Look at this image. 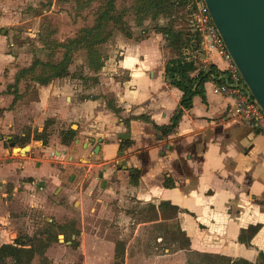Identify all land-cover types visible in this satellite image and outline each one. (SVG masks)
Wrapping results in <instances>:
<instances>
[{"label":"crops","instance_id":"0c3cea01","mask_svg":"<svg viewBox=\"0 0 264 264\" xmlns=\"http://www.w3.org/2000/svg\"><path fill=\"white\" fill-rule=\"evenodd\" d=\"M27 1L0 0V189L5 190L0 197L7 205L43 210L51 194L62 193L56 162L63 156L40 135L51 122L62 132L74 131L73 144L85 156L75 166L90 160L88 172L95 173L102 189L154 207L157 218L148 223L175 220L188 240V252L250 263L264 256V137L234 114L231 98L212 92L225 80L224 60L206 54L200 43L196 52L191 47L183 51L187 61L195 60L205 71L212 66L215 75L164 136L155 126L171 124L183 93L165 79L158 36L122 41L118 60L112 51L96 75L98 86L80 93L67 82H33L35 97L27 98L23 77L18 78L27 66L18 65L12 42ZM108 95L111 99H104ZM8 138L15 147L29 145V152L14 157L3 143ZM59 139V147H66L61 134ZM23 190H34L33 195ZM161 203L176 208L175 216L163 221ZM53 208L63 210L59 202ZM257 226L248 244L239 239L242 231Z\"/></svg>","mask_w":264,"mask_h":264},{"label":"rangeland","instance_id":"374dc122","mask_svg":"<svg viewBox=\"0 0 264 264\" xmlns=\"http://www.w3.org/2000/svg\"><path fill=\"white\" fill-rule=\"evenodd\" d=\"M146 2L28 0L23 9V20L15 26L12 34L18 65L28 68L36 64L35 71L23 77V95L35 97L34 77L43 71L41 64L58 63L64 53L69 59V75L54 79L49 85L67 82L71 88L77 87L83 93L85 88L100 85L96 75L103 70L109 55L115 54V60H118L117 47L122 41L139 42L158 36L162 49L174 52L167 48L159 30L168 25L174 26L177 31L186 29L183 11L180 13L174 7L168 9L171 14L156 13L154 8L143 10ZM108 9L110 17L118 18L120 22L110 20L95 32L92 27L97 18ZM127 33H130V37ZM80 39L81 43L70 44ZM90 41L92 50L89 48ZM92 54L96 56L91 57ZM105 98L111 99L109 95ZM55 126L51 122L46 123V131L40 135L47 143L51 139L54 147H57L55 152L63 156L56 162L60 180L58 185L63 189L62 193L51 194L48 197L49 208L43 210L30 206L15 210L0 197V246L18 242L26 245L25 249L31 248L33 251L30 262L23 263L25 257H21V264H145L146 261H149L148 264H245L241 260L188 252L175 220L148 223L157 218L151 207L142 205L128 194L115 198L100 187V183L95 181V173L88 172L85 162L82 166H75L77 159L85 156L73 141L64 148L59 147L62 131L59 125ZM8 142L3 141L11 153ZM49 159L53 160L54 155H50ZM71 176L73 179L69 182ZM4 191L0 189V194ZM32 191L23 190L27 196L33 195ZM58 202L63 210L54 211L53 204ZM116 249L118 257L115 256ZM149 257L153 260H147ZM6 262L13 264L10 259ZM248 264H264V260L258 258L256 262Z\"/></svg>","mask_w":264,"mask_h":264},{"label":"trees","instance_id":"16d2710c","mask_svg":"<svg viewBox=\"0 0 264 264\" xmlns=\"http://www.w3.org/2000/svg\"><path fill=\"white\" fill-rule=\"evenodd\" d=\"M143 10L154 8L157 10L156 13H166L168 12L171 14V11L168 9L176 8L178 12L181 13L183 11V18L186 21V29L183 30H176L174 26L168 25L163 28H160V34L162 35L163 40L167 43V48L173 49L174 52L170 53L169 49H164L165 55V79L167 80L168 84L178 88L182 93L183 96L179 103V107L174 113L171 124L169 126L157 128L155 125V129L160 130L161 135L164 136L168 134L174 127L176 126L177 121L182 115L183 110L189 109L192 105V100L197 95H202L203 93V86L205 82L211 77L212 74L215 75L212 66L208 67V71L205 69H199L195 60L187 61L186 56L183 55V51L187 48H192L193 51H197L199 48V39L197 38L194 42V37L189 31L188 26V11L186 8V0H146ZM113 17V16H112ZM110 20H114L120 22L118 18L112 19L109 15V9L104 10L100 16L96 20L95 26L92 29L97 32L100 30L102 25H106L107 22H111ZM99 24V25H97ZM92 33H90L91 35ZM128 37H130V33H127ZM89 35V36H90ZM94 36H97V33H94ZM82 39L71 41L70 44H79L81 43ZM92 42L90 41L89 44ZM92 50L93 44L89 46ZM168 51V52H167ZM173 55V57L170 56ZM95 57V54H92L91 57ZM68 58L66 54H63V58L55 64H41L43 71H40L39 74L35 75L34 81L40 83L41 85H47L54 79H62L66 78L69 75L67 65H68ZM98 60V57H97ZM100 65L97 66L99 69ZM36 64H32L28 68L22 69L19 71L18 78L24 77L35 71ZM41 69V68H40ZM75 138L74 131L69 129L61 133V143L64 145H68L72 142ZM45 143L43 142V145ZM119 150H123V146L120 145ZM161 218L164 220L171 219L172 216H175L176 208L171 207L169 204L161 203ZM152 211H154V207H151ZM168 211V212H167ZM172 212V213H170ZM157 217V215H156ZM259 227H250L246 232L242 231L240 240L245 242L246 244L249 243V240L255 235L258 231ZM180 236L184 238L185 246L188 247V240L185 238L184 233L180 232ZM246 233L248 236L246 239L242 238V234ZM24 244H20L18 242H14L12 244H3L0 246V264H8L6 262L7 259H10L13 264H21V257H25L23 263H29L32 256L33 251L32 249H25ZM48 246L46 245L45 248ZM44 248V249H45ZM116 249V257L119 255L117 254ZM206 256V255H205ZM215 257V256H214ZM260 259L264 260V256L260 255ZM245 264H248L247 261L241 260Z\"/></svg>","mask_w":264,"mask_h":264},{"label":"water","instance_id":"95a60500","mask_svg":"<svg viewBox=\"0 0 264 264\" xmlns=\"http://www.w3.org/2000/svg\"><path fill=\"white\" fill-rule=\"evenodd\" d=\"M203 3L249 95L264 114V0H203ZM6 141L12 154L17 151L18 155H26L30 150L29 145L16 148L9 138ZM98 151L99 145L94 153Z\"/></svg>","mask_w":264,"mask_h":264},{"label":"built area","instance_id":"2783aa9c","mask_svg":"<svg viewBox=\"0 0 264 264\" xmlns=\"http://www.w3.org/2000/svg\"><path fill=\"white\" fill-rule=\"evenodd\" d=\"M189 31L198 38L200 46L206 54L214 53L227 65L225 80L214 85L212 92L216 95L231 98L234 103V114L264 137V114L254 103L247 91L242 77L232 62L224 43L218 35L203 0H186Z\"/></svg>","mask_w":264,"mask_h":264},{"label":"flooded vegetation","instance_id":"af4514ba","mask_svg":"<svg viewBox=\"0 0 264 264\" xmlns=\"http://www.w3.org/2000/svg\"><path fill=\"white\" fill-rule=\"evenodd\" d=\"M89 163H90V160H89V161L87 160V163L85 162L84 166H88V165H89ZM68 181H69V182H71V181H72V180L70 179V177H69Z\"/></svg>","mask_w":264,"mask_h":264},{"label":"bare ground","instance_id":"6f19581e","mask_svg":"<svg viewBox=\"0 0 264 264\" xmlns=\"http://www.w3.org/2000/svg\"><path fill=\"white\" fill-rule=\"evenodd\" d=\"M14 153L17 154V151H15Z\"/></svg>","mask_w":264,"mask_h":264}]
</instances>
